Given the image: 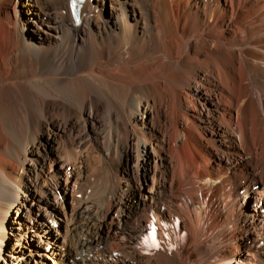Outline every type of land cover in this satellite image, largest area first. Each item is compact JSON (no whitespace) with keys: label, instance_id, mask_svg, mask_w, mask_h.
I'll return each mask as SVG.
<instances>
[{"label":"bare ground","instance_id":"6f19581e","mask_svg":"<svg viewBox=\"0 0 264 264\" xmlns=\"http://www.w3.org/2000/svg\"><path fill=\"white\" fill-rule=\"evenodd\" d=\"M70 1L0 0V264H264V0Z\"/></svg>","mask_w":264,"mask_h":264},{"label":"rangeland","instance_id":"374dc122","mask_svg":"<svg viewBox=\"0 0 264 264\" xmlns=\"http://www.w3.org/2000/svg\"><path fill=\"white\" fill-rule=\"evenodd\" d=\"M28 34H29V32H28ZM95 169H93V168L90 169L89 168V169L85 170V172L88 174L90 172V170H91V172L89 173L91 175V173L94 174ZM62 182H63V185L64 184L66 185V180H63ZM72 188H71V190H68V191L65 190L63 192V196H64L63 197V201H64V204H65V208L67 210L72 208V204H73L72 201H76V197L78 195V192L75 191V196H74V194L72 193V191H73ZM241 192H243L242 189H241ZM72 197H73V199H72ZM74 197H75V199H74ZM71 202H72V204H71ZM251 203L253 205L252 204L248 205V208H256L257 206H258V208H263L264 207V187H262V189H260V190H257V192L255 193V195H254ZM8 219L11 221V223H9V225H8V230H7V238H8L7 240H8V243L6 245H8V244L9 245L10 244L13 245V244H15V237H14V235H15V232H16L15 230H13V226L15 228H18L19 231H21V232L23 231V234H25L27 231H26L25 225L22 224L21 221L17 220L16 216H14V215L13 216H9ZM57 233L54 234V237H55L56 240H59L57 238V236H59V232H57ZM50 247H53V246L49 245V248ZM226 263L227 264H256V262L253 259L252 253L249 252L248 250H245L244 252H241V254L239 256L233 257L232 259L226 261ZM49 264H53V261L50 260L49 261Z\"/></svg>","mask_w":264,"mask_h":264}]
</instances>
